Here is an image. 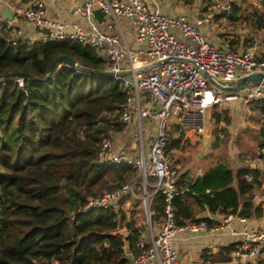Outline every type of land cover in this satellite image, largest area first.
Returning <instances> with one entry per match:
<instances>
[{
	"label": "trees",
	"instance_id": "trees-1",
	"mask_svg": "<svg viewBox=\"0 0 264 264\" xmlns=\"http://www.w3.org/2000/svg\"><path fill=\"white\" fill-rule=\"evenodd\" d=\"M257 2L234 1L223 17L237 28L263 29L264 7L262 0ZM102 17L97 13L98 20ZM238 41L231 38L228 45L234 49ZM59 55L84 68L106 69L95 49L74 40H26L0 21V264H36L51 258L60 264H128L141 227L131 214L127 217L120 202L132 196H123L117 206L87 208L89 200L103 192L127 184H133L136 195L141 189L136 164L100 162L98 157L103 141L113 142L127 130L118 115L127 97L124 86L112 76L63 63L47 82L23 77L20 85L16 77L2 78L18 72L44 77ZM256 104L261 114L264 102ZM214 118L217 124L226 122L220 129L226 132L228 112H217ZM260 136L264 143V126ZM186 145L181 136L168 135L165 152L172 159L173 151ZM244 174L251 180L242 178ZM186 175L175 181L177 194L171 200L176 228L201 220L212 225L198 216L206 209L243 218L261 216L253 193L261 185L257 169L247 165L234 173L228 163L218 161L195 178ZM152 181L147 177V194L152 193ZM164 205V194L155 193L148 207L152 224L162 221ZM235 245L225 250L231 252Z\"/></svg>",
	"mask_w": 264,
	"mask_h": 264
},
{
	"label": "built area",
	"instance_id": "built-area-1",
	"mask_svg": "<svg viewBox=\"0 0 264 264\" xmlns=\"http://www.w3.org/2000/svg\"><path fill=\"white\" fill-rule=\"evenodd\" d=\"M234 1L217 2V6L225 12ZM73 12L82 16L85 26L53 22L46 16L45 4L41 0H30L16 8L15 19L37 28L35 36L20 28L14 29L13 33L32 41L74 40L95 49L103 59L105 70L112 72V77L119 80L127 91L126 101L118 110V115L128 125L133 124L139 133L141 147L136 152L137 158L131 156V150L114 151L109 140L103 141L98 157L100 162L136 164L144 188L147 177L154 179L152 193L145 192L143 197L149 239L146 240L141 234L138 236L136 253L128 264H181L171 242L178 230L199 232L223 228L240 237L232 254L242 258L243 264H257L264 256V225L248 227L246 218L229 213L212 225L201 220L179 228L174 226L171 200L177 194L175 180L178 166L167 156L165 148L169 118L176 119L175 124L182 130L204 134L207 128L206 111L210 107L224 111L232 107V102H236L247 106V114H251V105L264 102V83L251 84L237 91L224 90L206 79L198 69L217 81L232 84L249 74H264V57H256L251 44L242 50L232 49L227 43L222 47L212 45L200 30L201 27L211 29L212 13L200 14L191 20L183 14L152 8L147 0H85ZM97 13L104 15L102 20H98ZM122 20L135 28V32L130 30L137 43L135 49L129 46ZM0 21L6 22L7 19L0 16ZM184 60L192 61L195 66ZM150 70L148 74H143ZM127 71L128 74L124 75L123 72ZM15 81L22 85L23 77H16ZM260 115L262 120L259 126L263 127L264 111ZM143 120L155 122L146 156L143 150ZM260 154L264 155V147ZM242 178L250 181L251 175L244 174ZM157 192L164 194L165 205L164 217L155 234L148 205ZM127 194L136 196L133 184L99 194L89 200L87 208L117 206ZM234 219L242 224L238 231L232 229ZM36 264L60 263L56 258H51Z\"/></svg>",
	"mask_w": 264,
	"mask_h": 264
},
{
	"label": "crops",
	"instance_id": "crops-1",
	"mask_svg": "<svg viewBox=\"0 0 264 264\" xmlns=\"http://www.w3.org/2000/svg\"><path fill=\"white\" fill-rule=\"evenodd\" d=\"M29 1L30 0H0V16L4 17V9H8L11 14V19L13 20L10 19V23L9 20L4 17L8 21H6L7 24L10 23L9 26H12L13 30L20 28L25 33L33 34L35 36L34 33L35 31H37V28L26 25L19 19H15L16 8L18 6L27 4ZM41 1L45 4L46 16L53 22L59 24H79L82 26L86 25L82 16L73 12L74 8L84 3L85 0ZM244 1H240L239 4L244 5L248 2L254 4L259 3L257 2L258 0ZM207 5L208 4L201 5V8L199 9L203 11H208L209 6ZM158 6L160 7L161 4H159ZM164 11L168 12L167 10ZM181 14L193 20L196 16L207 13L197 12L196 10L190 15H187L185 13ZM227 23L229 24L228 21ZM236 30L237 31L234 33L233 38L236 40L239 37L240 41L234 43V49L242 50L246 46L251 44L254 46V52L256 57H264V27L260 30H254L251 27H244L242 29L239 27ZM45 32H47V30ZM36 36L38 35L36 34ZM250 107L252 108V111L250 112L251 114L247 115L251 116L255 114V110L257 111L258 109L257 104H253ZM242 108H245L247 112V106H244L243 104H237L236 106L232 105L229 110H226L227 112L233 113V122L230 126L226 127V137L223 138L222 134H219V130H216V136H208L207 133L206 139L208 143L203 147L193 145L194 136L192 131L184 130L185 132L181 134L177 131L180 129L176 124L177 129L172 132V136L175 138L181 136V141L186 142L187 145L184 149L174 150L172 160L178 166V174L176 180L183 173H186V176L195 178L209 166H212L218 161L228 163L229 167L233 170L234 173H236V171L241 167L247 165L250 169H257L261 174V185L259 187H256L253 192L254 204L260 205L262 209V214L259 217L246 218L245 221L248 227L254 228L261 227L264 225V191H262L264 190V178H262L264 176V155L260 154V150L262 147H264V143L262 137L260 136L262 127L259 126V123L262 118H260V121H256V119H253L248 122L250 123V127L255 129L254 133H252V131L249 133L245 132V130L241 131L240 129H243V125L246 122L241 114ZM149 123H152L155 126V122ZM255 123L256 125H254ZM130 125H132L130 127L134 128L133 124ZM228 135L229 137L227 138ZM245 136L251 138V145L255 143L253 145V148L249 147V150H247L248 153H245L246 150H244L246 148L244 138ZM209 137H212V140H210ZM117 138L118 140L115 141V139ZM239 138L241 139L239 140ZM115 139L113 140V142H111L112 149L114 151H119L120 149H123V147H120L123 146V144L119 141V134L115 135ZM235 140L237 141L235 142ZM210 141L212 145L209 146ZM119 142L121 144H119ZM147 144L149 147L150 141H147ZM188 148L190 149V151L185 152V150ZM254 148H256L257 150ZM124 149L125 151H134V143L132 141H129L127 145H124ZM185 153H188V155H185ZM198 216L206 217L213 221V223L216 221H221V219L223 218V214L211 213L207 209L199 213ZM231 225L232 229L237 231L240 230L242 227L241 222L236 219L232 221ZM239 241V236L232 235L229 229L223 228L215 231L202 230L199 232H192L189 229L178 230L173 236L171 242L172 246L177 252L179 262H182H180L181 264H195L194 262H196L197 264H243L244 260H242V258L234 256L232 254V251L230 252V250L228 252L225 250L226 247L230 245H237ZM257 264H264V256L260 257Z\"/></svg>",
	"mask_w": 264,
	"mask_h": 264
},
{
	"label": "rangeland",
	"instance_id": "rangeland-1",
	"mask_svg": "<svg viewBox=\"0 0 264 264\" xmlns=\"http://www.w3.org/2000/svg\"><path fill=\"white\" fill-rule=\"evenodd\" d=\"M147 1H148V4L150 5V7H152V8L158 7L162 11L167 10L171 14L185 13L187 15H190L196 10H197V12H201V13H212L211 22H210L211 29L207 30L205 27H201L200 30H201L202 34L206 36V38L209 40V42L216 47H222L224 44H226V43L228 44L229 39L233 38L234 33L237 31L236 30L237 27H234L235 25H233L231 23L228 24L226 22L225 18L223 17L224 15L222 14L224 11H222L217 6L218 0H147ZM235 2L239 4L240 0H235ZM159 4H161L160 7L158 6ZM204 4H208L207 5V6H209L208 11H205V10L203 11V10L199 9V8H201V5H204ZM249 5H250V3H249ZM252 6H254V5H252ZM121 23H122V26L124 27V30L127 32V40L129 42V46L132 49H135L136 48L135 45H137V43L135 41V36L130 33V30L135 32V28L133 26H131V24L127 21L122 20ZM237 25L240 26L239 24H237ZM241 29H242V27H241ZM112 32L113 31H111V33ZM140 46H142V44H140ZM149 72H151V70L145 71V72H143V74H148ZM231 105L236 106L237 103L232 102ZM221 111H223V110H221ZM221 111H220V109H218L215 106L210 107L206 111L207 132L204 133L205 134L204 135V134H200V133H197L195 131H192L193 136H194L193 145H196L198 147H203L204 145H206L208 143L207 139H206L207 133H208V136H211V135L216 136V130L217 131L219 130V134L221 133L220 129H221L222 125H224L226 122L221 121L220 124H217L215 121V118H214V115L217 112H219L221 114ZM255 112H256L255 114L250 116V115H247L246 109L242 108L241 114H242V116L246 122L243 125L244 126L243 129H240L241 131L245 130V132H247V133H249L251 131H252V133L255 132V129L250 127V123H248L253 119H256V121H260V118L262 117L260 115V112H257L256 110H255ZM232 115H233V113L228 112V116L230 117L231 121L228 125H226V127L230 126L232 124V122H233ZM175 122H176V119H174V118L168 119V135H172V132L174 130H176L177 126H176ZM254 125H256V123ZM130 126H132V125H130V124L127 125V130L124 129L125 131L123 133H120V140L119 141L123 144V146H120V147H123L122 150H125L124 145H127V143L129 141H132L134 143V151H130L129 153L135 159L136 158V152L140 149L141 144H140V140H139V133H137V131ZM154 127H155L154 124L149 123L146 120L142 121L143 150H144L145 156H146L148 148H149L147 141L151 142L152 136L154 133ZM244 128H246V129H244ZM177 131L180 132L181 134H183V132H185L182 129L177 130ZM221 134H222L223 138L226 137V132H222ZM228 137H229V135L227 136V138ZM250 137H251V135H250ZM250 137L249 138L247 136L244 137L245 138V145H246V148L244 149V150H246L245 153H248L247 150H249V147L253 148V145L255 144L254 143L251 145L252 140ZM209 138H210V140H212V137H209ZM114 139H115V137H114ZM240 139L241 138H239V140ZM116 140H118V138L115 139V141ZM236 141L237 140H235V142ZM120 142H119V144H121ZM241 143H242V140H241ZM210 145H212L211 141L209 142V146ZM184 148L185 147H181L179 149H184ZM254 149H256V148H254ZM253 150H251V151H253ZM188 151H190L189 148L185 150V152H188ZM194 154H195V152H194ZM185 155H188V153H185ZM262 178H264V176ZM151 183H153V181ZM146 191H147L146 188H144L141 185V189L138 190V194L135 197L133 196L132 199L125 200V201L123 200L122 202H120V208L125 212L127 217L131 214L132 220L134 221L136 226L141 227V235L146 240H148L149 239V231L147 228L148 227V220H147V216H146V212H145V205H144V201H143V197H144ZM262 191H264V190H262ZM148 207H149V205H148ZM152 225H153L154 233L156 234L160 228V222L159 223L154 222ZM121 231L126 234L125 230H121ZM194 263L197 264L196 262H194Z\"/></svg>",
	"mask_w": 264,
	"mask_h": 264
},
{
	"label": "water",
	"instance_id": "water-1",
	"mask_svg": "<svg viewBox=\"0 0 264 264\" xmlns=\"http://www.w3.org/2000/svg\"><path fill=\"white\" fill-rule=\"evenodd\" d=\"M4 17L7 18L8 20L11 19V14L8 9H4L3 13ZM186 62H189L195 66V64L190 61V60H184ZM67 64L68 66L72 68H78L82 69L83 71H89V72H94L103 76H112L113 73L106 71V70H91L88 68H84L81 65H79L73 58L67 55H59L53 59L51 62L48 71L44 77H35L29 72H18V73H9L3 76L2 78H14V77H26L30 78L34 81L37 82H47L51 76L53 75L54 71L59 68L61 64ZM199 72L208 80H210L213 84L217 85L218 87L224 89V90H229V91H237L242 89L243 87H246L251 84H260L264 83V74L263 73H253L249 74L247 76H243L239 80L233 82L232 84L228 82H222V81H217L215 78L211 77L207 72L198 69ZM129 71L123 72L124 75L128 74ZM1 79V78H0ZM125 253L129 254V247H128V242H125Z\"/></svg>",
	"mask_w": 264,
	"mask_h": 264
},
{
	"label": "bare ground",
	"instance_id": "bare-ground-1",
	"mask_svg": "<svg viewBox=\"0 0 264 264\" xmlns=\"http://www.w3.org/2000/svg\"><path fill=\"white\" fill-rule=\"evenodd\" d=\"M136 200V199H135Z\"/></svg>",
	"mask_w": 264,
	"mask_h": 264
}]
</instances>
